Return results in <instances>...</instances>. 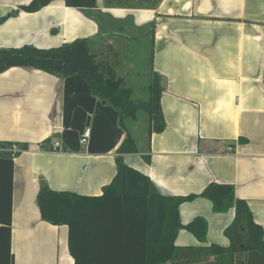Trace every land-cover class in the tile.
I'll return each instance as SVG.
<instances>
[{
  "label": "crops",
  "instance_id": "obj_1",
  "mask_svg": "<svg viewBox=\"0 0 264 264\" xmlns=\"http://www.w3.org/2000/svg\"><path fill=\"white\" fill-rule=\"evenodd\" d=\"M32 1L0 0V18ZM77 39H90L95 54L108 44L117 59L126 49V62L138 59L141 72L149 58L138 102L150 100L152 74L160 78L165 130L148 134L145 147L137 141L140 153L125 155V163L163 196L231 185L264 231V0H98L90 10L55 1L0 25V49H49ZM125 137L117 111L81 75L23 68L0 74V264H75L68 227L42 220L40 187L103 196ZM179 215L183 225L207 220L208 244L230 245L224 233L235 210L216 214L199 197ZM177 244L199 245L185 231Z\"/></svg>",
  "mask_w": 264,
  "mask_h": 264
},
{
  "label": "trees",
  "instance_id": "obj_2",
  "mask_svg": "<svg viewBox=\"0 0 264 264\" xmlns=\"http://www.w3.org/2000/svg\"><path fill=\"white\" fill-rule=\"evenodd\" d=\"M55 1L73 9H96L98 0H33L28 6L0 18V25L19 12L37 13ZM12 68L39 70L61 78L81 75L93 95L113 107L126 137L117 150V174L101 197L57 192L46 183L37 202L42 220L69 229V249L75 264H264V231L257 225L248 204L236 197L231 185L212 183L200 195L163 196L151 180L124 160L139 154V145L126 120H135L141 110L150 116L149 136L162 133L165 121L160 108V78L152 74L150 100L135 102L132 90L124 88L113 62L99 61L90 39H77L59 47L41 49L32 45L0 49V74ZM27 149L28 146L23 147ZM5 153V152H4ZM149 162L148 157H143ZM205 198L216 214L235 210L232 225L225 230L230 245L208 244V222L196 218L183 225L182 204ZM181 231L199 245H178Z\"/></svg>",
  "mask_w": 264,
  "mask_h": 264
},
{
  "label": "rangeland",
  "instance_id": "obj_3",
  "mask_svg": "<svg viewBox=\"0 0 264 264\" xmlns=\"http://www.w3.org/2000/svg\"><path fill=\"white\" fill-rule=\"evenodd\" d=\"M148 41H150V38L146 42ZM138 44L139 43H137V45ZM107 45L105 47L102 45H101L102 47L96 46L95 51H97L96 55L98 57V60L99 61L105 60L106 62L108 61L113 62V64L115 65V70L117 72V75L119 77H121V75L124 76L125 79L128 81L124 83V88L130 89L129 87L131 85L135 87L136 94H135L134 99L137 100L135 102H138L139 98H142L141 96L145 94V90L147 89L145 84H146V80L148 79V70H149V63H150L149 58H146L144 62L141 61V64H143L144 69L147 68V70L145 69L147 72L144 70L142 72H146V73L144 75H141L142 72L139 69V64L137 62L138 59L134 60L131 63L126 62L125 57H124L126 49L124 53L120 55V58L117 59L116 57L112 56V53L107 47ZM127 50H130V49H127ZM106 55H108L109 57ZM126 125L128 126L129 131L134 135L136 140L140 143H143V147H145L147 140H148V131L150 127V116L147 110L139 111L137 114V118L135 120L127 119Z\"/></svg>",
  "mask_w": 264,
  "mask_h": 264
},
{
  "label": "built area",
  "instance_id": "obj_4",
  "mask_svg": "<svg viewBox=\"0 0 264 264\" xmlns=\"http://www.w3.org/2000/svg\"><path fill=\"white\" fill-rule=\"evenodd\" d=\"M89 134H90V131L88 130L86 132V134H85V137L82 140L83 143H86V140H87V137L89 136ZM57 148H59V143L58 142H55L54 143V149H57ZM0 151H3V150H0Z\"/></svg>",
  "mask_w": 264,
  "mask_h": 264
},
{
  "label": "water",
  "instance_id": "obj_5",
  "mask_svg": "<svg viewBox=\"0 0 264 264\" xmlns=\"http://www.w3.org/2000/svg\"><path fill=\"white\" fill-rule=\"evenodd\" d=\"M103 104L105 105V104H106V102H103ZM157 110H158V108H157Z\"/></svg>",
  "mask_w": 264,
  "mask_h": 264
}]
</instances>
